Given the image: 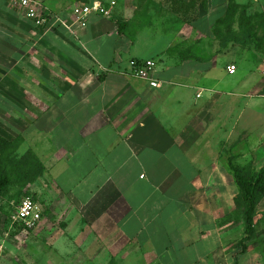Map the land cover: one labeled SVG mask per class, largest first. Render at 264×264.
Segmentation results:
<instances>
[{
  "label": "crops",
  "instance_id": "crops-1",
  "mask_svg": "<svg viewBox=\"0 0 264 264\" xmlns=\"http://www.w3.org/2000/svg\"><path fill=\"white\" fill-rule=\"evenodd\" d=\"M94 1L111 16L45 30L0 0V137L22 138L20 152L44 166L45 187H27L43 208L36 229L64 220L91 264H261L256 251L239 255L243 224L227 221L238 194L229 164L264 163V55L213 37L230 0H39L67 23ZM131 60H154L161 87ZM49 189L63 204L37 199ZM3 200L4 226L21 229Z\"/></svg>",
  "mask_w": 264,
  "mask_h": 264
},
{
  "label": "rangeland",
  "instance_id": "rangeland-1",
  "mask_svg": "<svg viewBox=\"0 0 264 264\" xmlns=\"http://www.w3.org/2000/svg\"><path fill=\"white\" fill-rule=\"evenodd\" d=\"M240 5L239 9L237 8L235 10V14H232L233 11H231L230 15L228 14V16L223 19V22L220 23L218 28L220 38L215 39V42L217 41L220 46L227 49L234 42L238 41L243 43L245 55L251 56L250 54H256L257 51L264 55V26L260 25L263 20L260 18H254V20L248 23L241 19L243 16L241 15L242 6L246 7V13L251 16L262 13L264 14V8L255 7L253 4L246 3ZM226 15L227 13L225 12L223 17ZM216 21L217 19L214 20L215 23ZM175 22L177 23V20H173V23ZM247 47L249 48L248 50H246ZM260 83L262 84V88L260 90L264 92V80ZM245 87L246 86L244 85V88ZM27 152L29 151L20 152V154L23 155ZM263 166V161H246L241 165L242 169H244V173L247 174L257 172ZM35 183H38V185L42 188H44V185L46 184V182L43 183L42 178L37 180ZM25 190L26 189L22 190L20 187L12 188L11 193L8 195L9 197H12L10 198V201L18 202L21 197L24 196L26 192ZM27 192L34 195L33 192ZM43 194L42 198H37L41 203H43V205L44 203L56 206L60 205V203L63 204V201L60 198H57L56 194H54V192L50 189L48 192H44ZM44 197H46V199H44ZM3 201L7 202L6 199ZM66 205L61 207V209H63L62 211L66 209ZM4 211L8 212L9 217H11L13 209ZM65 212L67 213L68 211ZM256 219L260 223V231L264 230V197L259 201ZM71 220L73 221V219ZM51 222L54 224V227H52L53 230H50L49 233L45 235L44 233H41V229L43 227L33 231H24L22 229L8 230V228L4 226L6 222L1 220L0 217V264H91V257L86 260L83 258L84 255L78 254L74 249L75 246H77V240L72 236V232L75 227L67 229L66 227L68 224L64 223V220L55 217ZM78 228H84L83 224H81V227ZM60 234H62L63 237ZM61 237L62 242H65L64 238H68V242L72 241V245L69 243L67 248L65 245L66 249L62 246V248H60L61 243L59 244L58 241ZM258 242L259 239H255L252 243H250V251H256L259 253L261 256L260 262L261 264H264V246L261 247ZM105 264H107V262ZM110 264H115V262H110Z\"/></svg>",
  "mask_w": 264,
  "mask_h": 264
},
{
  "label": "trees",
  "instance_id": "trees-1",
  "mask_svg": "<svg viewBox=\"0 0 264 264\" xmlns=\"http://www.w3.org/2000/svg\"><path fill=\"white\" fill-rule=\"evenodd\" d=\"M171 1L177 6L183 3L182 0ZM197 2L205 6L206 0H191L192 4ZM239 6L241 5L235 3L234 0L229 1L226 11L227 15L218 19L213 26V37L215 39L220 38L218 29L220 23L223 22V19L228 14L230 15L231 11H233L232 14H235V10L239 9ZM242 7L241 15L243 16L241 19L243 21L250 23L254 18H260L263 20L260 25L264 26L263 13L251 16L246 13V7ZM123 26L124 24H119L120 30H122ZM22 144V138L7 140L0 137V198L6 199L8 208L11 207V202L17 205L22 198L32 196L27 192V187L42 178L45 171L43 164L35 154L30 151L23 155L20 154ZM229 169L238 187V194L235 197L236 208L233 213L227 216V221L236 220L243 224L244 236L236 244L240 252L239 255H242L250 250V243L255 239H259L258 243L261 247L264 246V230L260 231V223L256 219L259 201L264 197V166L259 171L251 174L244 173V169L241 166L233 163L229 164ZM15 187H20L22 190L26 189L24 196L18 202L10 201L12 197L8 196L12 188Z\"/></svg>",
  "mask_w": 264,
  "mask_h": 264
},
{
  "label": "built area",
  "instance_id": "built-area-1",
  "mask_svg": "<svg viewBox=\"0 0 264 264\" xmlns=\"http://www.w3.org/2000/svg\"><path fill=\"white\" fill-rule=\"evenodd\" d=\"M18 8L24 12L37 28L52 30L57 24L67 28L73 26L86 27L91 14H98L104 17H110L111 12L103 2L94 1L91 4L79 5L73 11V21L67 23L62 19L46 13L39 0H15ZM110 5H115L112 2ZM130 67L136 77L148 80L153 88H160L161 83L155 78L157 63L154 60H131ZM237 68L235 65L228 66L229 74H235ZM43 219V208L41 204L32 196L22 198L16 205V211L10 217V228L20 227L24 231L36 229Z\"/></svg>",
  "mask_w": 264,
  "mask_h": 264
}]
</instances>
